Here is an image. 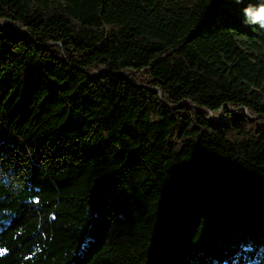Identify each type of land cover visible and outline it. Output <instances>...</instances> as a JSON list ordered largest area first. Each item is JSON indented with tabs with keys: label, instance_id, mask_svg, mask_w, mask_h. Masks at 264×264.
Returning a JSON list of instances; mask_svg holds the SVG:
<instances>
[{
	"label": "trees",
	"instance_id": "1",
	"mask_svg": "<svg viewBox=\"0 0 264 264\" xmlns=\"http://www.w3.org/2000/svg\"><path fill=\"white\" fill-rule=\"evenodd\" d=\"M0 264H264V0H0Z\"/></svg>",
	"mask_w": 264,
	"mask_h": 264
},
{
	"label": "rangeland",
	"instance_id": "2",
	"mask_svg": "<svg viewBox=\"0 0 264 264\" xmlns=\"http://www.w3.org/2000/svg\"><path fill=\"white\" fill-rule=\"evenodd\" d=\"M221 119L224 121V122H227V119H226V117L222 114L221 115Z\"/></svg>",
	"mask_w": 264,
	"mask_h": 264
},
{
	"label": "water",
	"instance_id": "3",
	"mask_svg": "<svg viewBox=\"0 0 264 264\" xmlns=\"http://www.w3.org/2000/svg\"><path fill=\"white\" fill-rule=\"evenodd\" d=\"M18 28H19V27H18ZM19 29H20V28H19ZM222 114H223V111H221V115H222ZM220 120L223 121V120L221 119V117H220ZM223 122H224V121H223Z\"/></svg>",
	"mask_w": 264,
	"mask_h": 264
}]
</instances>
